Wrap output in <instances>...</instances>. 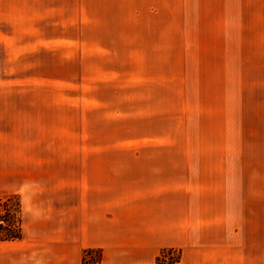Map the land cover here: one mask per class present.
Here are the masks:
<instances>
[{"label": "crops", "instance_id": "obj_1", "mask_svg": "<svg viewBox=\"0 0 264 264\" xmlns=\"http://www.w3.org/2000/svg\"><path fill=\"white\" fill-rule=\"evenodd\" d=\"M225 1L214 93L245 107L248 92L264 93V0ZM32 3L0 0V61L10 65L0 68V199L18 195L23 213V238H0V264H83L87 249L101 250V264H160L170 249L181 258L165 264H253L250 222L256 212L263 221L264 182L239 180L231 136L225 155L222 134L206 131L205 104L188 101V67L179 102L168 99V70L150 79L143 101L141 78L128 86L104 80L119 77L105 59L119 54H99L93 73L89 53L85 100L71 88L73 99L46 101L35 71L47 45L60 48L43 35L45 1ZM126 89L132 100L118 95ZM107 91L111 99L101 98Z\"/></svg>", "mask_w": 264, "mask_h": 264}, {"label": "rangeland", "instance_id": "obj_2", "mask_svg": "<svg viewBox=\"0 0 264 264\" xmlns=\"http://www.w3.org/2000/svg\"><path fill=\"white\" fill-rule=\"evenodd\" d=\"M43 1L45 5H40L46 10L45 20L41 24L43 35L47 40L55 38L58 43L56 47L60 48L56 51L52 45H47L46 51L39 56L41 60L45 58L40 62L45 65L40 67L39 72L35 71L41 75L40 81L46 86V101L73 99L74 91L71 88L78 89L79 100H85L83 89L86 84H92L91 80L86 83L85 77V55L89 53H93L95 59L109 50L112 54H119V59L114 55L105 57L107 62L110 59L115 66H119V77H104V80L128 86L133 84L135 77L141 78L138 83L142 84L143 101L144 96L149 100L150 79L156 75L165 76L168 70L172 75L170 87L174 89L168 99L179 102L182 67H188V101L191 107L196 102L205 104L206 131H219L222 134L225 155L231 136L230 163L237 166L239 180L255 184L264 182V93L248 92L244 103L248 106L245 107H240L241 102L234 104L228 97L225 99V94H222L224 98L221 100L214 93L216 53L220 51L221 39L227 31L225 0ZM59 5L61 12L50 11V8ZM95 59L93 73L101 66V61ZM32 64L31 59V69ZM9 67V62L0 61V68ZM96 76L95 79H101ZM165 82L166 77L157 81L159 101L166 99L165 91L162 92L159 87ZM111 95L107 91L101 98L111 99ZM118 95L132 100L133 89H126ZM216 101L221 104L218 109ZM233 104L237 106L229 109ZM214 108L218 115L214 128H211L208 127L209 123L212 125L209 113ZM234 149L236 156L233 157ZM260 217L261 214L256 212L254 220L250 222L253 228V264H264V218L261 221Z\"/></svg>", "mask_w": 264, "mask_h": 264}, {"label": "trees", "instance_id": "obj_3", "mask_svg": "<svg viewBox=\"0 0 264 264\" xmlns=\"http://www.w3.org/2000/svg\"><path fill=\"white\" fill-rule=\"evenodd\" d=\"M22 203L18 195H11L0 199V238L2 241H17L23 238ZM178 253L175 256V253ZM169 256V257H167ZM181 258L178 250H164L157 258L158 263H175ZM102 252L87 249L83 254V264H101Z\"/></svg>", "mask_w": 264, "mask_h": 264}]
</instances>
